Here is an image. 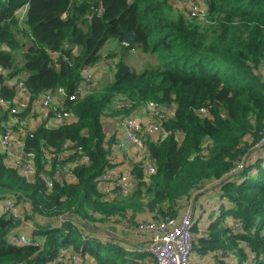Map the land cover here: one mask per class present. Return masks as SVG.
<instances>
[{"label":"trees","instance_id":"1","mask_svg":"<svg viewBox=\"0 0 264 264\" xmlns=\"http://www.w3.org/2000/svg\"><path fill=\"white\" fill-rule=\"evenodd\" d=\"M203 1L206 14L197 19L170 14L171 0H0V94L16 96L13 78L28 89L30 102L42 90L63 87V103L75 117L55 125L41 120L26 134L32 179L0 149V195H13L20 206L16 218L0 214V264H65L55 260L70 252L84 262L90 255L97 264H148L141 260L148 251L85 230L83 217L177 216L214 179V201L191 225L193 249L222 259L233 253L226 264H264V143L255 146L264 134V0ZM124 29L135 33L134 44L123 43ZM109 38L126 50L151 52L162 64L136 70L117 58L111 80L76 95L81 66H92ZM147 100L165 111L161 130L144 135L154 172L138 165L132 171L137 161L131 162L134 187L110 196L99 181L113 166L118 138L105 133L103 118L135 115ZM83 154L87 162L71 164ZM62 214L76 221L54 224ZM20 215L38 219L28 245L11 243L21 234Z\"/></svg>","mask_w":264,"mask_h":264},{"label":"built area","instance_id":"2","mask_svg":"<svg viewBox=\"0 0 264 264\" xmlns=\"http://www.w3.org/2000/svg\"><path fill=\"white\" fill-rule=\"evenodd\" d=\"M206 14L205 2L203 0H192L189 6V16L203 18ZM110 61L112 59H109ZM113 61V60H112ZM3 72V68L0 65V73ZM93 68L91 65H83L80 68V83L76 87L75 94L86 91V85L92 80ZM19 87V93L12 99H5L0 94V107L8 110V117L2 120V126L5 131L0 132V149L4 153H11L13 148H18V152L13 154V160L11 164L18 167L21 174L27 179L35 177V167L32 160L23 153L24 138H17L13 131V121L20 119V112L25 110L29 105V91L19 80L17 82ZM56 92L60 94L61 101L55 100L54 91L42 90L38 93L36 100L41 108H48L52 112L53 116L59 122L63 119H67L72 115L69 107L63 103L64 89L58 87ZM75 94H70L69 99L75 98ZM140 111L148 113L149 116H153L158 121L142 122L136 117V115L120 116L117 118V122L122 129L123 136L118 138L116 147H123L128 141L132 147L139 151L144 150V135L153 134L161 130V118L165 116L164 107L156 100H147L140 106ZM200 113H205L206 108L201 107L198 110ZM29 132V131H28ZM177 135H181V132L177 130ZM264 143V134L258 140L255 146H260ZM67 144H64L66 147ZM80 149V148H78ZM88 161L87 155H79L71 161V164H79ZM146 170L154 172V164L149 158L143 157ZM72 166L69 168V180L74 179V174H71ZM48 186L51 181L46 180ZM99 183L102 185V190L108 194H114L116 192H122L127 190L134 183V177L130 172H123L121 170H114L110 167L106 168L100 178ZM202 188V187H200ZM199 188V189H200ZM5 201L2 203L0 214L4 213L9 217L16 218L19 216L18 203L15 197L11 194L7 195ZM195 218V212L191 201L186 204L179 216H166L162 218H145L142 222H139L138 228L148 231V239L150 244L147 245L144 250L154 258L156 264H189L191 252L193 250V235L191 225ZM73 220L76 221V217L72 214H62L54 219V224L61 225L62 223ZM238 224H232V231H237ZM148 241V242H149ZM14 245H28L30 239L26 233H21L14 236L11 241ZM253 256V253L251 254ZM57 262L65 264H85L81 258L74 252L61 254L56 258ZM90 264H97L92 261Z\"/></svg>","mask_w":264,"mask_h":264},{"label":"crops","instance_id":"3","mask_svg":"<svg viewBox=\"0 0 264 264\" xmlns=\"http://www.w3.org/2000/svg\"><path fill=\"white\" fill-rule=\"evenodd\" d=\"M24 12H25V7L18 10V13L20 15H22L23 17H24ZM76 49H75V51H76ZM110 54H112V56L115 59L120 57V55H118L115 52L111 53V51H110ZM99 60H101V58H99L92 65V68H93V66L95 67V65L98 64ZM99 64L103 65V62H99ZM113 75H114V72H113ZM17 82H18V79H16V78L9 80V84H11L12 86L15 87L16 94L19 93V87L17 85ZM87 90H89V89H86V91ZM54 95H55V100H56V96L60 97V94L58 92H55ZM4 112H5V114L3 115ZM23 112H22L23 115L20 116V119L18 121H16V122L13 121V131L16 132L17 134H19L22 138H25L28 131H30L33 128V126L35 124H37L38 122H40L41 120L45 119V121L48 125H55V124L59 123V121L56 120L55 117L53 116L50 109L41 108V106L38 104V102L35 98L31 100L29 110L26 111V113L24 110H23ZM146 115L141 117V119L145 120ZM7 117L10 119L9 114H8V110L6 108L0 107V118H1L0 119V125H1V127H3L2 126V120L4 118H7ZM148 117H150L149 114L147 115V118ZM74 118L75 117L73 114L68 117L69 120L74 119ZM117 118H116V116H113V117L111 116L109 118H106V121L103 120V128H104V131L107 135H112L115 133L116 137L120 138L123 136V134H122V129L117 122ZM108 120L110 122L108 124H106ZM109 124H110V126H109ZM125 143L126 144L121 148L116 147L114 152L110 155L109 160H111V162H113V164H112L113 166H111L110 168H112L114 170H121L123 172H127V171L130 172L129 163H130V160H133L132 156L135 155L134 154L135 150L128 141H126ZM17 152H18V148H13L11 150V153L10 152L5 153V158H6L8 164H11V162L13 160V154H15ZM216 181H217L216 179L207 181L206 184L204 186H202V188L198 189V191H199V192H197L198 194L196 193L195 197L192 199V201L194 203L193 209H194V212L196 214L198 212L200 215L202 213V210L205 207H207L208 204L211 205L213 203L215 197L213 196L214 192L211 190V188L213 186H215ZM134 184H135V177H134V183L132 184L131 187H134ZM99 187L102 188L101 183H99ZM131 187H129V188H131ZM124 191H126V190H124ZM195 191H197V190H195ZM6 197H8V196L7 195L6 196L0 195V209H1L2 203L5 201ZM186 201L187 200H185V202ZM185 202H183V205L181 207V210L179 211V214L182 211V208L186 205ZM187 202H189V201H187ZM24 205H25V203H24ZM18 207L20 208L19 205H18ZM26 208L28 210V207H26ZM179 214L176 217H178ZM20 216H21V220H22L21 226L19 228L20 233L31 234L33 232V230L38 225L37 224L38 219L35 216L30 217V218H24L23 215H20ZM137 216H139V218L143 217V219H145V218H148L150 216V214L146 211L139 212L136 215L135 220L140 221L139 218H137ZM204 217H206V215L203 211V215L200 219V222L204 223L203 222ZM128 220H129L128 217H123L122 221H119L117 223H113V222L108 221V219H107L105 221H108V223L105 224L104 226L102 225L103 228L97 227L95 233H101L102 230H104V228H105L104 231L107 233L101 234L102 237L111 238L110 232L115 233L118 235H116L115 238H112V239L115 241H117V240L122 241L125 247H129L131 249L138 250L137 252L146 251L143 248H145L144 246L149 241L148 231L137 229V226L135 227L134 225H131L128 222ZM82 221L83 220H81V222ZM202 223H201V225H202ZM108 224H112L113 227H110ZM108 227H110L111 229H109ZM145 254H148V256H150L149 253H145ZM145 254L141 256V260H143V261L147 260ZM227 256H230V258H233L234 254L229 252V255H227ZM86 258H87V261L85 260V262H84L82 260L83 263H85V264L92 263V261H93L92 256L88 255V256H86ZM222 258L223 257H216V253L213 251H209L207 253L201 254V253H198V252L192 250L189 264H219L217 260H219V261L224 260ZM222 264H224V263H222Z\"/></svg>","mask_w":264,"mask_h":264},{"label":"rangeland","instance_id":"4","mask_svg":"<svg viewBox=\"0 0 264 264\" xmlns=\"http://www.w3.org/2000/svg\"><path fill=\"white\" fill-rule=\"evenodd\" d=\"M191 2H192V0H171V9L169 8L168 11H169L170 14H178V13H181L184 16H188L189 17L188 11H189V6H190ZM197 19H202V18H197ZM110 51H111V53H114L115 52L118 55H120V57H118V58L123 59L131 67L135 68L136 70H141L145 66H156L158 64L159 65L162 64L160 62V60L157 59L156 55L153 54V53H151V52H144V51H142L138 47H133L131 49H127L126 50V49L123 48L122 44L120 42H118L116 39L109 38L102 45V47L99 50V52H100V58H101V60H99V62H103V65L102 64H99V62H98V64H96L95 67L93 66V77H92V80L86 85V88L87 89H89V90L97 89L100 86H102L105 82H107V81H109V80H111L113 78L114 61H112V60H115V58L112 56V54H110ZM13 54H14L15 60L17 62H19V60L21 58V49L19 47L16 48L13 51ZM109 59H112V60L110 61ZM56 101L57 102L61 101V98L59 96H56ZM146 114L148 115V113H144V112H142L140 110H137L136 113H135L136 117L138 119H140V121H142V122H146V123L149 122V123H151L153 121H158L153 116H150V117L147 118V115ZM119 115H117V116L119 117ZM144 115H146V119L145 120H142L141 117H143ZM106 118H109V116H105L103 120L106 121ZM109 122L110 121L108 120L106 124H108ZM109 126H110V124H109ZM158 132L159 131L153 133L152 135H154V134L156 135V133H158ZM14 133H15L14 135H16L17 138H22L16 132H14ZM134 154L135 155L132 156L133 157V160H130V163L131 162H136V161H137V163L133 165L132 171H133V168L135 166H137V165L142 170H145L146 167H145V163L143 161V157H147V156L145 155L144 150L143 151H139V152L137 150H135L134 151ZM130 163H129V165H130ZM132 171H130V173L133 175L134 173ZM132 188L133 187L129 188L126 191L117 192V193H114V194L128 193ZM197 192H199L198 189H197V191L193 192L190 197H188L187 201H189V202H190V200L192 201V199L195 197V195H196ZM114 194H110V196H113ZM187 201L185 202V204H188L189 203ZM191 203H192V206H194L193 201ZM217 210L218 209L215 208L214 209V212L216 213ZM208 212H209V208L206 209V210H204L205 215H207ZM83 218L85 220V221L84 220L82 221V226H84V229L85 230L88 229L87 231H89L91 233H94V234H97L99 236H101V234L107 233V232L104 231L105 230V228H104V230H102L101 233H95L97 227L103 228L102 225L104 226L105 224L108 223V221L113 222V223H117V222L123 220V217H121V216H112V217H108V218H101V217H99L97 215L96 216L94 215L92 218H87V217H83ZM137 218H139V216H137ZM107 219H108V221H105ZM139 220L140 221H136V222L131 221V220H128V222L131 225H134L135 227L137 226V229H139L138 228V224H139V222H142L143 217L139 218ZM206 220H207L206 217H204V221L203 222H205ZM108 225L110 227H113L112 224H108ZM110 227H108V228L111 229ZM110 235H111V238H115V236L118 235V234H115V233H111L110 232ZM149 244H150V241L147 242V244L144 247H146ZM145 256L147 258V260H145L146 263H148V264H156V262L154 261V259H153V257L151 255L148 256V254H145ZM229 258H230V256H226L224 260H221V261L217 260V261H218L219 264H222V263L225 264L228 261Z\"/></svg>","mask_w":264,"mask_h":264},{"label":"water","instance_id":"5","mask_svg":"<svg viewBox=\"0 0 264 264\" xmlns=\"http://www.w3.org/2000/svg\"><path fill=\"white\" fill-rule=\"evenodd\" d=\"M123 43L125 44H134L135 42V33L133 31H129L127 29L123 30Z\"/></svg>","mask_w":264,"mask_h":264},{"label":"clouds","instance_id":"6","mask_svg":"<svg viewBox=\"0 0 264 264\" xmlns=\"http://www.w3.org/2000/svg\"><path fill=\"white\" fill-rule=\"evenodd\" d=\"M114 61V60H113ZM19 81V80H18Z\"/></svg>","mask_w":264,"mask_h":264}]
</instances>
